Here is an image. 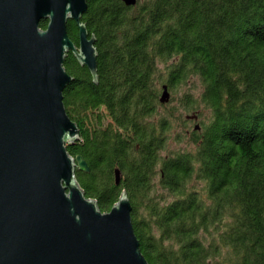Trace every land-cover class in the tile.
Masks as SVG:
<instances>
[{"label":"trees","instance_id":"16d2710c","mask_svg":"<svg viewBox=\"0 0 264 264\" xmlns=\"http://www.w3.org/2000/svg\"><path fill=\"white\" fill-rule=\"evenodd\" d=\"M87 2L96 80L69 51L63 90L85 195L106 211L126 190L150 264H264V0Z\"/></svg>","mask_w":264,"mask_h":264},{"label":"water","instance_id":"95a60500","mask_svg":"<svg viewBox=\"0 0 264 264\" xmlns=\"http://www.w3.org/2000/svg\"><path fill=\"white\" fill-rule=\"evenodd\" d=\"M87 7V0H0V264H150L126 190L101 211L75 177L76 168L89 171L87 162L66 148L79 129L63 102L74 79L65 55L97 76L96 37L81 20ZM169 98L162 84L159 101ZM120 179L115 167V184Z\"/></svg>","mask_w":264,"mask_h":264},{"label":"rangeland","instance_id":"374dc122","mask_svg":"<svg viewBox=\"0 0 264 264\" xmlns=\"http://www.w3.org/2000/svg\"><path fill=\"white\" fill-rule=\"evenodd\" d=\"M196 88V87H195ZM183 89V88H182ZM181 88H180V91L182 90ZM197 92V91H196ZM178 94H179V92H178ZM175 97H177V96H175ZM170 98H171V94H170ZM170 100V99H169ZM169 102V101H168ZM183 115H185V112H184V114ZM182 115V116H183ZM192 123L193 122H191L190 123V126L192 125ZM177 128V127H176ZM182 145H180V143L179 142H177V143H174V141H172V142H170L169 143V147H171V148H177V147H181ZM156 179H158V175L156 176Z\"/></svg>","mask_w":264,"mask_h":264}]
</instances>
